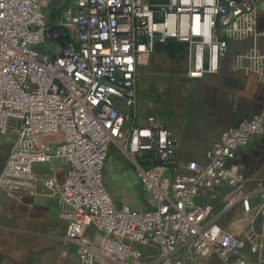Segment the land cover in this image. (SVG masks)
Returning <instances> with one entry per match:
<instances>
[{
  "label": "built area",
  "instance_id": "obj_1",
  "mask_svg": "<svg viewBox=\"0 0 264 264\" xmlns=\"http://www.w3.org/2000/svg\"><path fill=\"white\" fill-rule=\"evenodd\" d=\"M262 7L264 0H65L49 18L44 0H0V136L10 137L0 190L27 193L38 182L52 193L78 264H201L211 254L255 264L246 252L260 261L255 242L217 220L240 203L260 217L264 235V189L253 210L245 177L229 162L264 134V113L223 130L203 163L182 162L164 121L138 122V67L156 41L175 40L189 48L187 78L216 74L228 39L253 35ZM111 149L134 167L141 210L112 198L104 178ZM52 161L66 167L61 178L35 174ZM223 189L221 207L204 201Z\"/></svg>",
  "mask_w": 264,
  "mask_h": 264
},
{
  "label": "crops",
  "instance_id": "obj_2",
  "mask_svg": "<svg viewBox=\"0 0 264 264\" xmlns=\"http://www.w3.org/2000/svg\"><path fill=\"white\" fill-rule=\"evenodd\" d=\"M64 3L65 0H44L45 14L48 12V17H52ZM255 29V33L246 38L228 39L216 74L202 80L186 78L192 82L180 84L181 97L176 105L190 114L189 119L182 120L173 130L168 122L158 118L175 134L182 162L203 163L205 151L223 130L252 115L264 113V61L259 57L264 53V7L259 9ZM52 142L48 147L53 146ZM9 148L10 137L0 136V171ZM229 162L236 164L243 173V192L249 196L254 210L259 193L264 189V134L253 137ZM65 170L60 161L34 167L36 175L58 178ZM225 190L212 198L205 197L204 201L221 207ZM60 211L54 195L41 183L36 182L27 193L0 190V264H78L77 247L65 242L66 226ZM226 215L232 216V220L223 224ZM217 222L224 229L255 242L260 261L248 252L245 255L255 264L261 262L264 235L261 219L254 211L246 214L241 204L236 203L220 215Z\"/></svg>",
  "mask_w": 264,
  "mask_h": 264
},
{
  "label": "rangeland",
  "instance_id": "obj_3",
  "mask_svg": "<svg viewBox=\"0 0 264 264\" xmlns=\"http://www.w3.org/2000/svg\"><path fill=\"white\" fill-rule=\"evenodd\" d=\"M153 3H162L164 0H149ZM50 13L46 12L45 16ZM56 53V50L53 54ZM52 54V56H53ZM189 48L187 44L175 40L165 43L155 42L149 59L142 60L138 67L139 101L138 122L148 115L162 118L169 123L173 130L177 129L181 121L189 119V113L184 108L177 107L176 102L181 97L180 84L187 81ZM55 56V55H54ZM184 112V113H183ZM111 149L106 161L104 178L116 205H127L132 210H141L143 205L140 199V186L132 164L120 153ZM232 216L226 215L223 224H228ZM227 229H229L227 227ZM190 254L188 262L193 261ZM204 264H223L217 254H211ZM259 264H264L263 259Z\"/></svg>",
  "mask_w": 264,
  "mask_h": 264
},
{
  "label": "trees",
  "instance_id": "obj_4",
  "mask_svg": "<svg viewBox=\"0 0 264 264\" xmlns=\"http://www.w3.org/2000/svg\"><path fill=\"white\" fill-rule=\"evenodd\" d=\"M149 1V0H148ZM164 2H165V0H164Z\"/></svg>",
  "mask_w": 264,
  "mask_h": 264
}]
</instances>
